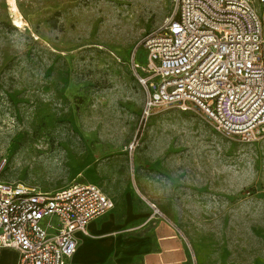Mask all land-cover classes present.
Here are the masks:
<instances>
[{
  "label": "rangeland",
  "instance_id": "1",
  "mask_svg": "<svg viewBox=\"0 0 264 264\" xmlns=\"http://www.w3.org/2000/svg\"><path fill=\"white\" fill-rule=\"evenodd\" d=\"M0 0V183L52 194L91 183L144 197L194 264H264V138L242 143L199 109H155L132 68L172 0Z\"/></svg>",
  "mask_w": 264,
  "mask_h": 264
},
{
  "label": "built area",
  "instance_id": "2",
  "mask_svg": "<svg viewBox=\"0 0 264 264\" xmlns=\"http://www.w3.org/2000/svg\"><path fill=\"white\" fill-rule=\"evenodd\" d=\"M145 65L133 62L144 88L143 115L189 105L215 129L242 143L264 138V0H172V13L136 46ZM149 220H165L142 197ZM113 208L96 185L72 184L52 194L0 183V250L18 253L17 264H67L76 234Z\"/></svg>",
  "mask_w": 264,
  "mask_h": 264
},
{
  "label": "crops",
  "instance_id": "3",
  "mask_svg": "<svg viewBox=\"0 0 264 264\" xmlns=\"http://www.w3.org/2000/svg\"><path fill=\"white\" fill-rule=\"evenodd\" d=\"M108 198L113 208L90 221L85 235L76 234L78 248L67 264H194L184 234L166 218L149 220L142 196ZM17 261L16 251L0 250V264Z\"/></svg>",
  "mask_w": 264,
  "mask_h": 264
},
{
  "label": "bare ground",
  "instance_id": "4",
  "mask_svg": "<svg viewBox=\"0 0 264 264\" xmlns=\"http://www.w3.org/2000/svg\"><path fill=\"white\" fill-rule=\"evenodd\" d=\"M8 6H9V16L12 22V25L20 28L24 25L23 18L18 11L15 0H8Z\"/></svg>",
  "mask_w": 264,
  "mask_h": 264
}]
</instances>
